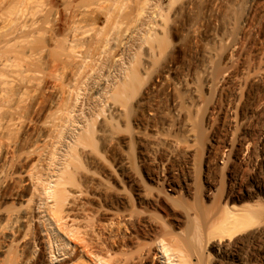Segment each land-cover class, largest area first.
Instances as JSON below:
<instances>
[{
  "label": "rangeland",
  "instance_id": "obj_1",
  "mask_svg": "<svg viewBox=\"0 0 264 264\" xmlns=\"http://www.w3.org/2000/svg\"><path fill=\"white\" fill-rule=\"evenodd\" d=\"M40 1L28 0L22 8L24 4L18 5L17 0H0L3 54L12 64L9 72L15 84H21H16L18 93L9 104L12 108L7 105L10 102L4 107L5 112L15 113L10 111L12 129L7 132L12 133L7 139L11 134L12 141H7L20 149L24 141L38 136L36 146L41 148L44 131L60 120L56 119L61 116L57 106L65 104L74 119L86 123L85 118L104 104L102 114H94L93 138L85 141L86 147L80 144L76 148L79 161L70 157L68 167L79 182L67 186L74 196L69 198L74 201L70 209L84 218L80 229L91 245L98 239L105 244L98 241L101 248L93 242L94 252L111 264H159L147 254L146 243L165 233L167 240L178 232L175 242H179L173 246L177 263L264 264V0H171L150 30L156 36L152 38L150 33L142 40L135 23L121 37L125 46L117 47L112 36L107 52L100 54L96 48L87 58L91 61L86 60V66L76 74V56L57 55L70 14L62 8L51 18L36 14L32 9ZM36 39L43 42L33 44ZM78 49L76 54H84L82 47ZM131 53H137L138 62L128 63ZM67 134L64 130L63 136ZM65 137L60 142L62 148L58 145L59 154L67 151ZM21 154V161L16 162L19 171L37 158L36 152ZM130 176L138 181L129 182ZM21 199H8L4 207L12 205L10 202L19 204ZM224 201L251 205L258 218L224 245L214 242L204 248V223L218 213ZM115 212L124 213L122 221L124 218L128 227L123 226L124 221L120 225L123 231L128 229L129 248L109 246V235L114 234L109 229L114 225L111 228L107 222H114V217L121 219ZM32 231L30 239H16L17 264H39L43 256L50 259L41 240L43 233L34 225ZM141 231L149 235L141 237ZM2 235L1 246L7 243L10 232ZM55 243L51 264H78L77 246L72 250L73 243ZM106 245L110 248L104 249ZM5 249L0 248V264L11 258ZM128 251L133 258H127Z\"/></svg>",
  "mask_w": 264,
  "mask_h": 264
},
{
  "label": "bare ground",
  "instance_id": "obj_2",
  "mask_svg": "<svg viewBox=\"0 0 264 264\" xmlns=\"http://www.w3.org/2000/svg\"><path fill=\"white\" fill-rule=\"evenodd\" d=\"M17 1H18L17 2L18 5L22 6L24 4L22 6V8L26 7V5H27L26 2H28V0H17ZM164 1H162V0H41L38 4H36V3H35L36 5L34 4L36 7L33 8L32 11L36 9V11H33L34 13L36 12V14H38V12H39V13H42V15H44L46 17L47 16L50 17V15L57 13L60 10V8H62V10H64L63 13L69 12V14H70L69 19L67 18L69 20V23H68V25H66L67 28L65 26L66 32L64 33V35H62L61 44L58 45V48L60 50L57 52V55L65 54V56H67V58H75V56H76V58L79 60V62L75 61V65H74L75 66L74 69H76L74 73L76 74V73L80 72L79 70H81L82 67L84 68V66H86L85 64L88 61L87 58L88 59L91 58V55L93 54L92 51L96 50V48H98V49L100 48V51H101L100 54H102V52H107V49L110 48L109 47L110 40L113 41L111 39L112 36L114 37L113 42L114 43L117 42V47L118 46L120 47L121 45L123 46L125 44V42L122 40L123 38H121V37H123L125 34H127V32H128L127 30H130L129 28L131 27V25L133 27L135 23H138V25H139L138 27L141 29V30L140 29L139 30L141 32L140 38L142 40H145L147 37H150L149 35H150V33H152V31L154 29L153 26L155 25L154 23H155L156 17L160 16V14L162 17V15H163L161 12V11H163L162 8H164L165 5H167L166 7H170L169 5L172 4L173 0L172 1L166 0L169 2L166 4H163ZM29 2H28V4H29ZM19 8H21V7H18V9ZM34 13H32V15H35ZM54 16L56 17V15H54ZM47 20H49V18ZM21 28H22V25H21V27H19V29L22 30ZM19 29H18V31H19ZM83 29H85V30H83ZM151 29H152V31H150ZM84 33H86V35H84ZM0 34H3V33H0ZM154 34L155 33H152V36H151L152 38H153V36H156ZM83 37H85V39H83ZM3 40H4V38L2 39L0 36V235H2L5 231H9L10 236L7 238V243H5V244L2 243L3 245L2 246L0 245V248L6 247L5 252H7V254H9L11 256V258H9V260L6 262V264H17L18 263V261H15L19 257V253L17 252V247H15L16 243L18 242V240L16 242V239L19 238V240H22V239L24 240V239H26V237H28L27 239H30L31 237H33L34 231H35V229H34V231H32L33 225L36 228L38 226L40 232L43 233V235L41 233V235H42L41 240H42V243L44 245L45 250L48 252V253L47 252L46 253L50 254V257H49L50 259L48 258L49 261H47L46 259H43V257H44L43 256V257H41L43 260L41 259L39 264H44L45 260L47 261L45 264H51V262L53 260V258H51V255H53V254H51V252H52L51 247H52V244H54L55 242H56L55 244L57 246H59V245L68 246L69 244L73 243V244H71L72 247H70L72 250H73V248H76V246H77V248H76L78 251V253H77L78 258L77 259L79 260L78 264H111V262L108 261L109 260L108 258H106L105 256H100L99 253L97 254L96 252H94L95 251V250H93L94 240L92 242V245H93L92 246L91 241H90L91 239L87 240V237L85 238V236H84L85 233H82V230L80 228H81V224L83 223L82 221L84 220V218L82 219V217H79L77 214H75L76 212H73V209H70L71 204L74 202L73 200H72L73 202H71L70 199H71V197H74V196H71L73 193L69 192V190L67 189L70 187L69 185L74 186L76 184H79V182L77 183L75 175L73 174L74 172L72 171L73 173H70L71 171L70 172L68 171V169H69L68 167L70 165L69 158L71 157V159L79 161V159L77 157L78 154L76 153L77 152L76 148L79 147L80 144H82L83 146L87 145V143L85 141L86 140L89 141L93 138L92 137L93 136V130H94L93 126L95 125V124L93 125L94 114L97 117L99 114H102L103 110H105L103 108L104 104L101 107L99 106V108H100L99 110L96 109L97 111L91 113V116H88L87 118H85L86 123H82V122L80 123V121L74 119L71 116V108L66 107L65 104H63L64 106H62L63 108H61V106H59V107L57 106V109H56L57 114L61 110V112H60L61 116H59V118L56 117V119H60L57 121L58 123L52 122L53 123V125H51L52 128L50 126V129L48 127L47 132L44 131V133H45L44 137L40 133H38L39 131L41 132L40 129H39V131H38V129L35 130V131H38L37 133L43 137V139L41 138L42 144H40L43 147L39 148V146H36V144L39 142V141L37 142V140H36L38 136L35 137L33 135V133H35V132L32 130H31L32 131L31 133L35 137V139L34 138H33V140L31 138H30V140L26 139L27 142L25 143V141H24L23 142L24 146L21 148L19 146L20 149H18V147L16 146L17 145L16 143H15L16 144L15 146H12V144L9 143V141L11 140V134L9 135L10 137H8L10 139H7L8 133H10L11 131L10 132H7V131L12 129V128L10 129V127H12V125H11L12 123L10 121L12 120V116L15 113H13V111H11V110L10 111L13 113V115H12V113H10L9 110H8L9 112H5L4 107L6 106V104L8 102H10L11 99H13L12 96L15 97L14 95H17V93H18L17 85L18 84L17 83H16L17 85L15 84V81H14L15 79L12 77L13 75L10 74V72H9V67L12 64L7 63V60L4 57L3 53L5 52V50H4L5 48L3 46L4 45ZM41 42H43V41L36 39L32 43L38 44ZM78 46L82 47L84 49L85 56H84L83 52H82V54L80 53L81 48H80V51L78 52L80 54H78V53L76 54ZM105 54H107V53H105ZM136 55H137V53H131L128 63L138 62L137 61L138 58ZM104 56H106V55H104ZM90 61H88V63ZM72 62H73V59H72ZM92 68L90 70H92ZM119 71H120V68H119ZM116 72H117V70H116ZM131 72L132 73L130 74V76H132L131 78L133 79V78H135L136 72L134 69L131 70ZM90 73H91V71H90ZM92 73H94V72H92ZM86 74H88V73L86 72ZM88 75H90V74H88ZM116 76H118V75H116ZM128 76H129V74H128ZM86 77H88V76L86 75ZM107 78H108V76H107ZM109 81L110 80H107L108 84H109ZM114 81H111V82H113V84H114ZM83 83H85L84 79H83ZM19 85H21V84H19ZM20 88H23V87H20ZM19 94H20V92H19ZM76 94H78V93L76 92ZM112 94L113 93L109 94L110 97L112 96ZM116 95H117V93L115 92L114 96H116ZM16 100H17V98H16ZM13 102L14 101L12 100L7 105L12 104ZM17 102H18V100H17ZM11 108L12 107L10 106V109ZM58 110H59V112H58ZM44 130H46V129H44ZM64 130H66V131L68 130L67 136L65 135L66 137L63 136ZM42 132H43V130H42ZM6 133H7V135H6ZM29 133L30 132H28V135H31ZM26 137H27V135H26ZM63 137H65L64 140H66L65 141L66 142L65 148L67 151L66 152L64 151L65 153L62 151V153H64V154H59L58 149L62 148L61 147L62 145H60V142L63 141V139H62ZM7 140H9V141H7ZM24 140H25V138H24ZM58 145H60L59 148H58ZM84 147H86V146H84ZM64 149H62V150H64ZM23 152H25L27 154L32 153V155L34 152H36L37 158L35 160H33V162L32 161H30V163L28 162V164L25 166V168L23 170L19 171L18 167L20 165L17 167L18 164H16V162H17V160H19L18 158H22L21 153H23ZM34 155H36V154H34ZM24 156H26V155H24ZM28 158L30 159L29 156L27 157V159ZM19 161H21V159ZM19 161H18V163H19ZM124 165H126V164L123 163V166ZM23 172L25 173L24 176L26 177V179H23L24 178L22 175ZM130 177L131 178H129V182L138 181V180H136L137 177H135V176H130ZM138 179H140V178H138ZM124 182H125V180H124ZM24 184H27V186L25 185V187H22ZM119 185H120V182H119ZM121 185H123V183ZM137 185H139V184H137ZM67 186H69V187H67ZM122 188H123V186H122ZM79 191H80V189H79ZM121 191H122V189H121ZM120 192H119V195H120ZM138 194L140 195V193H138ZM119 195H117V196H119ZM130 195L127 194V196H130ZM19 197L22 198L21 202L18 201L19 204H15V203L10 202V204H12V205H9L8 207H4V204H6L8 202V199L15 200ZM122 197L123 196H121V199H122ZM130 200L131 199H129V201ZM118 201H121V200L119 199ZM118 201H116V202H118ZM126 202L128 203V201H126ZM133 202H135V201H133ZM116 205L118 206L120 204L117 203ZM252 208H251V205L236 206L234 204H230V203H227L226 201H224L223 206H221L219 211H217L218 213L217 214L215 213L216 215L214 217L212 214V216H210L211 219H209L208 221H205V223H204L205 225L203 227H205V228L207 227V228H206V234L204 233L205 234L204 235L205 238H203L204 240L201 239V240H203V242L200 240L203 243V244L201 243L202 246L205 248V247L213 244L214 242H217V244H220L223 242L222 245H224V242L226 240L240 234L243 231H246L247 228L249 229L250 226H252L254 224V222H256V219L258 218V217L256 218L257 214L254 212L256 210V208L255 209L254 208L252 209ZM258 212L260 213L259 210H258ZM117 213L115 212V215H118V217L119 216L121 217L122 213H119V212H117ZM123 214H122V216L124 217ZM131 216H129V217H131ZM114 219H115L114 222H113V220H109L107 222V225L108 226L110 225V227L112 225H114V229H109V230H111V232L114 231V234L111 233L109 235L110 242L107 241L109 243V246L111 247V249L114 246H117L118 248L121 246H127L126 248H129L128 244L132 241H130V238H129L130 236H128L129 233L127 235V233H126L127 231H125L128 229H125L123 231V227H122V225H120V223L122 221V217H121V219H119V218L116 219L114 217ZM33 220H35L34 223H33ZM140 220H142V219H140ZM86 221H87V219H86ZM123 221H122L123 226L128 227L125 223L124 218H123ZM132 222H134V221H132ZM128 224H130V223H128ZM131 225L129 226L130 228H131ZM148 225L146 224V226H148ZM165 225H167V224H165ZM165 225H162L163 227H165L164 230L167 229ZM162 226H161V228L163 229ZM144 227H145V225H144ZM147 229H149V228H147ZM137 231H138V229H137ZM163 231H160V232H163ZM166 231H164V233ZM167 232L169 234V231H167ZM130 233H132V231ZM176 233L178 234V232H176ZM139 234L141 235V237L142 236L147 237L149 235L146 231H141ZM165 234L166 235H163V236L160 235L161 237L160 236H157V238L154 237L155 238V239H153L154 241L149 242L150 245L145 242L146 246L148 245L147 247H145V245L141 246V247H143V248L145 247L147 254L150 253L152 255V259H154V258L157 259L159 264H181L180 261L178 263L176 262V259H175L176 254L174 253L175 247L173 250V246H177L176 244H178V242H179V240L177 242H175L179 235L177 236V234H175V232H174L171 235L169 234L171 237L169 239L167 238V240H166L167 233H165ZM188 234H190V233H188ZM55 235H57L58 237H60L62 239L60 241H58V239H57L58 237L57 238L53 237ZM152 235H153V233H152ZM131 236H133V235H131ZM4 237H3L4 238L3 240H6L7 236H4ZM189 237H191V235ZM197 237H198V235H196V238ZM137 238H138V236H137ZM149 238H151V237H149ZM181 238H182V236H181ZM200 238H202V237H198L197 239H200ZM73 239H75V240L77 239V240L76 241L74 240L75 242H73L72 241ZM133 239H135V238L133 237ZM96 240H97V238H96ZM102 240L98 239V241H100V242ZM107 240H108V238H107ZM97 242L96 243L94 242V244H97ZM139 242L141 244V241H139ZM142 242H144V241H142ZM197 243H199V242H197ZM101 244L105 245L104 242H101ZM201 244L199 243V246ZM103 245L101 246L99 243L98 246H100L102 248ZM107 245L104 249H106L108 247ZM202 246H200V247H202ZM110 247H108V249ZM135 247H137V246H135ZM114 250H116V249L114 248ZM117 251L120 252V250H117ZM108 252H109V250H107L106 253H108ZM115 252H114V254H115ZM122 252L123 251H121V253ZM131 252H129L130 254L129 253L127 254L128 257L126 255L125 256L127 258H130L132 256V258H133V255L131 254ZM134 252H136V251H134ZM121 253H117V255L118 254L120 255ZM126 253H127L126 251L123 252V254H126ZM139 253H141V252H139ZM110 254L112 255V253H110ZM120 256L122 257V255H120ZM140 256H142V255H140ZM144 256L148 257L147 255H144ZM127 258H126V260H129ZM143 258L144 257H142V259ZM149 259H150V257H149ZM185 259H187V258H185ZM183 262H182L183 264H190L189 262H187V260L186 261L184 260ZM119 264H122V263H119ZM130 264H131V262H130ZM146 264H147V262H146ZM151 264H152V262H151Z\"/></svg>",
  "mask_w": 264,
  "mask_h": 264
}]
</instances>
